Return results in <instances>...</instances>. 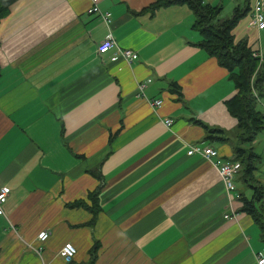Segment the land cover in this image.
<instances>
[{
  "label": "crops",
  "instance_id": "obj_1",
  "mask_svg": "<svg viewBox=\"0 0 264 264\" xmlns=\"http://www.w3.org/2000/svg\"><path fill=\"white\" fill-rule=\"evenodd\" d=\"M152 1L98 0L110 26L88 11L91 0H14L0 20V188L9 189L0 264H84L95 240L94 264H257L260 228L239 211L252 188L235 170L227 191L215 167L232 157L235 138L206 139L193 122L232 132L234 83L198 45L190 9L137 13ZM203 1L226 18L254 0ZM250 10L231 33L264 49ZM108 32L137 58L99 54ZM194 143L217 156L187 155ZM258 154L254 174L264 187ZM90 170L103 178L93 226L87 210L67 206L98 184ZM42 230L50 235L40 242ZM67 242L76 248L71 261L58 255Z\"/></svg>",
  "mask_w": 264,
  "mask_h": 264
},
{
  "label": "trees",
  "instance_id": "obj_2",
  "mask_svg": "<svg viewBox=\"0 0 264 264\" xmlns=\"http://www.w3.org/2000/svg\"><path fill=\"white\" fill-rule=\"evenodd\" d=\"M13 1L0 0V20L7 15ZM173 5L190 9L194 16L192 28L197 30L201 37L198 45L207 55L216 58L218 64L228 71V77L234 83L236 94L226 101L230 114L237 119V126L232 132L211 128L200 120L193 122L205 130L206 139L225 140L230 135L235 138L232 157L228 161L233 163L236 171H241L243 181L252 188L250 197L240 195L242 206L239 211L248 214L258 224L264 244V187L256 180L254 174L261 156L253 146L255 136L264 132V108L261 105V109L258 107L259 101L264 102V56L261 61L254 57L253 50L246 40L235 41L231 33L238 21L249 12L250 5H238L229 17L219 18L220 7L203 0H153L137 13L152 16L157 9ZM178 89L179 86L175 82L171 84V91ZM89 173L98 180V184L88 192L86 200H74L67 203V206L87 210L90 219L86 225L93 226L101 211L98 194L103 187V178L98 170H90ZM98 249L99 242L95 240L88 250V260L84 264L95 263Z\"/></svg>",
  "mask_w": 264,
  "mask_h": 264
},
{
  "label": "built area",
  "instance_id": "obj_3",
  "mask_svg": "<svg viewBox=\"0 0 264 264\" xmlns=\"http://www.w3.org/2000/svg\"><path fill=\"white\" fill-rule=\"evenodd\" d=\"M92 6L88 9L90 13H96L101 17L103 22L108 26H110L112 19L111 14L108 11H102L98 6V0H91ZM248 26L249 27H256L257 29H263L264 28V2L262 0H254L250 15L248 19ZM96 51L99 54L111 52V61H116L118 59H123L127 63H131L137 58V54L135 51L129 49V48H123L119 47L113 38L111 32H108L104 38L98 43L96 47ZM252 55L254 57H258L261 61L263 59V52L261 50H254ZM150 82V79H147L138 85V90L142 91L143 88ZM161 103L160 99H156L152 101V105L155 107H158ZM261 106L264 108V102H260ZM165 125L170 126L172 123L171 119L166 118L164 121ZM198 154L199 156L203 158H210L217 156V151L213 147L209 145H199L197 143L190 144L187 149V155H194ZM215 167L217 168V172L221 179L224 182L225 188L227 191H230L233 189V183H232V177L235 174V166L233 163L229 161H220L217 160L215 163ZM9 192V189L7 187H1L0 188V206L1 204L6 200L7 194ZM226 217V215H225ZM50 233L47 230H42L37 234V239L40 242L45 241L49 237ZM40 249V248H39ZM76 253V248L73 244L67 242L64 243L58 251V255L65 261H70ZM256 262L257 264H264V251L259 252L256 254Z\"/></svg>",
  "mask_w": 264,
  "mask_h": 264
},
{
  "label": "rangeland",
  "instance_id": "obj_4",
  "mask_svg": "<svg viewBox=\"0 0 264 264\" xmlns=\"http://www.w3.org/2000/svg\"><path fill=\"white\" fill-rule=\"evenodd\" d=\"M264 47V45H263ZM253 50V49H252ZM263 52V56H264V49H259ZM254 51V50H253ZM261 104H258L259 109H261L260 107ZM264 110V109H263ZM189 146V145H188ZM253 146L255 148V151L257 153H260L262 155V162L264 163V132H260L255 136V141L253 143Z\"/></svg>",
  "mask_w": 264,
  "mask_h": 264
}]
</instances>
